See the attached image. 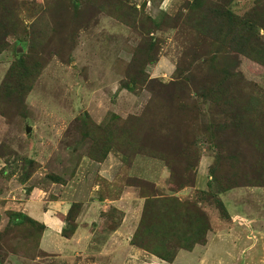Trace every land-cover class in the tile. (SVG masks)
Wrapping results in <instances>:
<instances>
[{"label": "rangeland", "instance_id": "374dc122", "mask_svg": "<svg viewBox=\"0 0 264 264\" xmlns=\"http://www.w3.org/2000/svg\"><path fill=\"white\" fill-rule=\"evenodd\" d=\"M233 18L264 25V0H0V264H49L2 206L52 186L72 216L123 190L125 242L149 200L196 201L210 230L176 264H264V65ZM122 243L82 264H173Z\"/></svg>", "mask_w": 264, "mask_h": 264}, {"label": "trees", "instance_id": "16d2710c", "mask_svg": "<svg viewBox=\"0 0 264 264\" xmlns=\"http://www.w3.org/2000/svg\"><path fill=\"white\" fill-rule=\"evenodd\" d=\"M227 17L230 18V16ZM246 18H233V22L237 25L239 33H229V35H224L223 38H225L228 44H235L234 49L230 48L235 53L252 58L256 62L264 65V40L259 36L258 30L255 28L264 25H261L260 21L258 23L255 21L250 24L245 21ZM18 56L21 57V55ZM124 88L128 89L125 86ZM114 199H117L116 195L112 198V200ZM215 203L216 208L220 211L222 217L225 218L227 213L223 202L217 197ZM80 206L79 203L72 216L71 205L64 219L65 227L62 229L63 237L68 238L74 232L76 228L74 221L80 210ZM9 217L8 224H15L16 226L18 222L26 220L31 224L38 225L41 233L44 229L41 223L21 212H9ZM67 222L74 224L70 231L66 230ZM8 227L11 226L8 225ZM116 227L114 224L111 228L107 227V229L114 230ZM209 230L210 225L207 215L199 208L196 201L190 203L180 202L176 198L151 199L143 208L138 225L130 237L129 242L130 245L139 247L155 255L157 258L171 263L180 250L191 251L195 245L202 244ZM169 238H172L173 242ZM167 239L170 242H167Z\"/></svg>", "mask_w": 264, "mask_h": 264}, {"label": "crops", "instance_id": "0c3cea01", "mask_svg": "<svg viewBox=\"0 0 264 264\" xmlns=\"http://www.w3.org/2000/svg\"><path fill=\"white\" fill-rule=\"evenodd\" d=\"M53 185L55 186V184ZM51 190H53L51 191L53 195H48L50 199L44 195L41 201L39 189L36 188L31 190L26 198H19V201L13 202L7 198L8 200L6 199L4 206H2L4 211L21 212L44 226L38 240V251L43 253V259L47 260L49 264H71L72 262L82 264L92 253L101 254V252L111 251L112 255L116 249V246L113 245L116 240L123 242L119 249L122 251V256L118 255L117 257L120 260L125 258L123 251L126 250L125 248L128 251L133 246L129 242L130 236L127 237L126 242L119 239L122 216L125 213L115 207L116 203L123 200V190L119 197L114 200L112 198L103 200L95 198L80 202V210L74 221L76 228L68 238L62 236V229L65 227L64 219L72 202L58 188L52 186ZM18 204L20 206L17 208ZM114 219L117 220L115 224L117 227L114 230H108L104 223H110ZM136 253L138 251H135L134 248L128 251L129 256ZM114 257H116V253H114ZM175 260L172 262L173 264H176ZM100 264H106V262L104 263L102 260Z\"/></svg>", "mask_w": 264, "mask_h": 264}, {"label": "water", "instance_id": "95a60500", "mask_svg": "<svg viewBox=\"0 0 264 264\" xmlns=\"http://www.w3.org/2000/svg\"><path fill=\"white\" fill-rule=\"evenodd\" d=\"M29 131H30V127H27V128H26V132H29Z\"/></svg>", "mask_w": 264, "mask_h": 264}]
</instances>
